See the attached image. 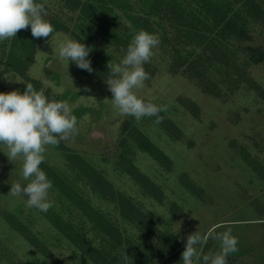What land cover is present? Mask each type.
<instances>
[{
	"label": "rangeland",
	"instance_id": "rangeland-1",
	"mask_svg": "<svg viewBox=\"0 0 264 264\" xmlns=\"http://www.w3.org/2000/svg\"><path fill=\"white\" fill-rule=\"evenodd\" d=\"M37 2L61 29L36 44L23 74L8 63L14 38L0 42V92H23L34 82L70 105L78 133L46 147L47 213L8 194L11 184L29 181L22 157L9 162L0 144V264H99L56 227L55 216L114 264H125L124 253L127 264H182L188 235L204 238L196 246L203 257L219 251L214 237L227 230L238 239L227 264H264V61L250 49L264 52V0ZM141 29L160 44L144 64L150 79L137 95L167 107L160 124L122 115L104 82L108 61L119 63ZM22 32L32 35L30 27ZM79 38L93 49L92 73L71 61L67 69L58 55L61 43ZM97 174L114 198L94 185ZM60 184L74 199L62 196ZM120 195L132 204L127 215ZM135 212L145 223L132 219ZM100 217L113 229L97 225Z\"/></svg>",
	"mask_w": 264,
	"mask_h": 264
},
{
	"label": "clouds",
	"instance_id": "clouds-1",
	"mask_svg": "<svg viewBox=\"0 0 264 264\" xmlns=\"http://www.w3.org/2000/svg\"><path fill=\"white\" fill-rule=\"evenodd\" d=\"M47 11L37 0H0V42L16 38L21 30L30 27L34 39L49 38L55 31L50 21L45 19ZM160 44L159 36L143 29L132 36L119 63L108 61V77L104 80L112 94V103L122 115L134 117L137 121L145 117H155V123L163 122L161 112L167 111L164 105L146 103L137 95L144 82L150 79L144 64L150 62L153 49ZM92 48L85 43L69 39L61 43L59 57L74 63L79 69L92 73L94 69L88 58ZM23 92L13 90L0 92V144L6 145L3 152L9 162L22 157V177L29 181L22 186L11 184L12 196H25L26 206L47 213L53 206L49 199L52 181L40 165L44 162L46 147L58 146L78 133L77 118L66 101L50 99L45 89L37 90L32 83H26ZM80 91L79 89H77ZM84 91H90L86 86ZM178 232V231H177ZM218 252L204 255L196 247L204 243L197 232L187 236L181 253L182 264H227V257L238 251V239L230 230L218 234ZM125 264L131 259L124 253Z\"/></svg>",
	"mask_w": 264,
	"mask_h": 264
},
{
	"label": "trees",
	"instance_id": "trees-1",
	"mask_svg": "<svg viewBox=\"0 0 264 264\" xmlns=\"http://www.w3.org/2000/svg\"><path fill=\"white\" fill-rule=\"evenodd\" d=\"M93 22L97 23V20L93 18ZM51 24L56 25V24H54V22H52ZM97 25L100 26V24H97ZM144 27L152 29L148 20L145 23ZM103 28L105 31V24H103ZM237 28L241 29L242 26L240 24H238ZM60 29L61 28H55V31H58ZM107 30L109 33L113 32V29L108 24H107ZM244 33H245V31L242 30V32L240 33V36L244 37ZM41 39L44 40L45 38H41ZM41 39H34L32 37V35L27 36L26 34H24L22 32V30L17 33V36H16V38H14L13 44H12L11 48L9 49V53H8V55H9L8 56L9 57L8 63H10L11 67L14 68L13 70H15L17 73H21V74H23L26 71L27 66L30 64V62L32 60L33 53H34V47L36 46V44L39 41H41ZM79 41L85 43L88 46L86 40L79 38ZM250 49L252 51H254L252 57L256 62L264 61V52L263 51H259L257 48H253V47ZM99 73H102V72L99 71ZM32 84H35V83L32 82ZM46 95L50 99H53L51 96H49V94L46 93ZM89 173L90 172L88 171V174ZM51 174L54 176L53 173H51ZM93 179H95V181H96V182H93L94 185L97 184V185H100L101 187H103V190H101V194H103V196H107V195L111 194L110 196L112 198H114V194H113L114 191L112 189L111 184L107 183V181L99 174L94 175ZM56 187H57V189L60 190V192L64 198L74 199L71 195V192H70V190H72V188L69 187L67 184H60L59 186H56ZM120 205L122 207L123 212H125L126 215L129 214L128 212L131 213V211H132L131 205L132 204L122 195H120ZM87 211H88V208H87ZM135 213L136 214H134V217L132 219H134L135 221H140V222L145 223V220L140 219L138 217L137 212H135ZM94 220H95V223L97 225L101 226L103 229H106V230L107 229L108 230L113 229V226L111 224H109V221H107V219L105 217H100V219H94ZM53 221L56 224L57 228L63 229L67 233L68 237L73 236L74 239H70V240H72L80 248V250H83L88 256L92 257L95 261L99 262V264H114L113 262H108L106 257L102 258L101 253L98 251V249L92 243H90L87 240H85L84 238H82L79 234L74 233V232H70L69 230H72V229L69 227L68 223L65 220L60 219L59 216H55V220L53 219ZM11 223L13 225H15L14 221H11ZM36 245L38 246V244H36ZM43 251H44V249H43Z\"/></svg>",
	"mask_w": 264,
	"mask_h": 264
}]
</instances>
